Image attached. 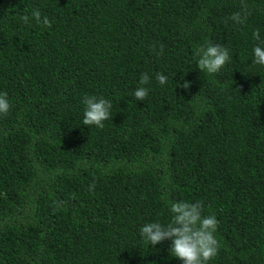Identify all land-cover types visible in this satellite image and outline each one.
Segmentation results:
<instances>
[{
	"label": "trees",
	"instance_id": "1",
	"mask_svg": "<svg viewBox=\"0 0 264 264\" xmlns=\"http://www.w3.org/2000/svg\"><path fill=\"white\" fill-rule=\"evenodd\" d=\"M34 8L50 28L22 22ZM257 28L264 0H0V91L14 105L0 117V264H182L170 241L138 236L170 219L165 197L217 217L211 264H264ZM205 39L230 49L215 76L196 68ZM85 95L111 100L104 128L81 124Z\"/></svg>",
	"mask_w": 264,
	"mask_h": 264
},
{
	"label": "clouds",
	"instance_id": "2",
	"mask_svg": "<svg viewBox=\"0 0 264 264\" xmlns=\"http://www.w3.org/2000/svg\"><path fill=\"white\" fill-rule=\"evenodd\" d=\"M248 18V13L237 11L230 16V20L235 24H243ZM24 24L33 21L36 24L50 28L52 20L43 15L39 8L28 11L21 17ZM252 39L255 41L251 53L252 64L264 67V36L259 28L252 32ZM231 62L230 49L205 39L196 51V68L204 77L215 76ZM148 73H142L139 86L135 89L133 97L135 100L143 101L149 94V88L145 87L150 83ZM168 76L163 73L156 75V80L161 86L168 82ZM180 85L177 83V87ZM185 89L190 84H183ZM83 105V119L81 124L88 127L104 128L105 121L112 118L111 100L96 95H85L81 101ZM13 102L7 92L0 91V117L8 115ZM170 213L167 222L159 219L145 221L138 228L140 239L148 243L152 248L165 241L171 242L168 249L170 258H177L182 264H211L219 254V242L216 238L218 220L215 215L204 214V203L202 201L190 202L187 200H171L164 198Z\"/></svg>",
	"mask_w": 264,
	"mask_h": 264
}]
</instances>
